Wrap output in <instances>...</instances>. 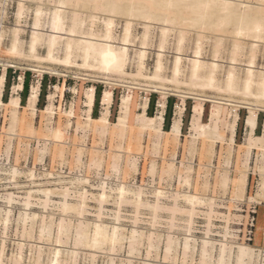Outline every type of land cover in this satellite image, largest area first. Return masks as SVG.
<instances>
[{"label": "rangeland", "instance_id": "rangeland-1", "mask_svg": "<svg viewBox=\"0 0 264 264\" xmlns=\"http://www.w3.org/2000/svg\"><path fill=\"white\" fill-rule=\"evenodd\" d=\"M62 1L64 4L59 5ZM62 1L0 0V77L4 76L0 84V264H51L56 250H60L59 264H200L203 261V264H218L220 242H230L221 264H237L238 245L251 249V258L242 264H264V142L248 152L245 147L248 130L244 123L249 108L254 107L257 115L254 135L264 136V98L259 96L257 85L251 87L249 94L243 92L252 45L254 68L264 73V33L258 42H253L246 33L237 36L235 21L247 16L246 20L260 17L264 22V13H259L264 11L259 8L264 3L232 0L236 15L216 29L220 15L196 20L185 3L171 4L146 19L142 1L122 0L123 4L120 0L117 3ZM243 4L256 11L242 13ZM58 6H62L59 10L63 29L69 31L76 24L77 36L81 32L89 35L90 31L103 36L105 23L110 19L112 42L121 44L124 29L129 25L123 73H107L93 58L85 59L82 48L76 45L65 51L64 39L52 47V60L47 58L49 49L44 37L30 49L33 25L37 23L43 33L48 32V22ZM140 48H145L146 54L141 76H136ZM195 51L203 62L198 72L200 78L208 75L210 63L218 65L211 88L203 87L201 80H191ZM175 54L180 57V73L173 78ZM157 60L163 66L160 77L150 78ZM229 72L234 76L232 91L225 88ZM256 75L259 74L255 73V78ZM19 84L22 89L18 91ZM32 88L38 91V96L34 109L30 110L27 102ZM90 88L95 94L92 118L100 117L105 111L101 104L103 92L112 93L109 123L116 122L121 100L129 97L127 116L123 126L116 128L117 132L108 126L110 130L105 128V132L111 135L100 133L102 127L87 120L85 96ZM11 96L19 98L18 107L8 104ZM206 98L231 104H213ZM146 100L148 117L163 114V131L181 117L178 141L157 136L154 130L141 126L139 119ZM162 103L164 109L160 108ZM197 105L202 109L198 133L190 127L193 107ZM46 106L50 111L41 113ZM235 114L232 144L229 130ZM211 126L217 127L218 135H202V138V131L210 130ZM56 133L59 138H55ZM41 150L44 151L40 153ZM242 177H245L243 193L239 190ZM119 187L123 188L122 196ZM64 189L69 192L67 202L71 205L78 204V195L86 193L82 216H76L73 210L61 212L63 193L60 191ZM47 190L51 191L48 200L44 195ZM136 191L141 193L142 205L136 204ZM101 192L106 193L99 204ZM185 195L195 196V203L191 205ZM156 202L163 208L154 212L148 206ZM174 205L176 211H172ZM59 222L65 225L60 230ZM97 223L105 226L107 236L117 227V241L111 244L100 240L93 246L90 242ZM77 231L84 235L75 248ZM150 233H153L151 238ZM167 237H172L168 251ZM185 237L189 239L186 250ZM206 239L212 242L206 246L207 255L203 259ZM38 246H41L39 260ZM73 247L78 252L74 257L70 254ZM88 252L95 255L93 261ZM70 259L75 262L71 263Z\"/></svg>", "mask_w": 264, "mask_h": 264}, {"label": "bare ground", "instance_id": "bare-ground-1", "mask_svg": "<svg viewBox=\"0 0 264 264\" xmlns=\"http://www.w3.org/2000/svg\"><path fill=\"white\" fill-rule=\"evenodd\" d=\"M62 1V0H61ZM99 1V0H98ZM116 1L117 3V0H114ZM119 1V0H118ZM121 3L123 2L122 0H120ZM128 1V0H127ZM135 1V0H134ZM137 2H144L143 4V8L144 10L146 11V13H144V17L146 19L148 18H152L151 16L154 15L156 12H160L159 9H162L164 7L166 8H169L171 7V4L173 6V4L176 3L179 4V3H185L187 4L185 7H188L190 9L191 14H193L196 18V20H204L205 18H208L212 17V15L216 14V15H220V21H219V24L217 25V28L216 29H219L221 28L223 25H225L226 23H228L230 20L228 19H231V17L233 15H236L235 13V10L237 9H233L232 5V0H136ZM135 1V2H136ZM236 1V0H235ZM249 1V0H248ZM257 1V0H256ZM261 3H264V0H259ZM112 2V1H111ZM110 2V3H111ZM126 1H124L125 3ZM129 2H131V0H129ZM133 2V1H132ZM134 2V3H135ZM121 3L118 2V5ZM243 3V2H242ZM250 3V2H249ZM64 4L63 1L62 2H59V5H62ZM123 4V3H122ZM130 4V3H129ZM137 4H140V3H137ZM235 4V3H234ZM119 5V6H120ZM99 5H96L94 4V7L95 8H99L98 7ZM111 6L112 8H115V3L112 2L111 3ZM132 6V5H131ZM136 6V5H135ZM141 6V4H140ZM59 7H62V6H58L57 9L52 13V16L50 17V20L48 22V27H49V31L46 32V33H43L40 29H39V25L37 23H35L33 26V30H32V36H31V40H30V49L32 50L33 47H34V44L36 43V41L42 37H44L46 39V42L48 43L47 44V47L49 49V52H48V59L52 60L53 59V56L50 55V52L52 53V47H54L55 45H57V43H59V41H62V39H64L67 44H65L67 46L66 50H69L71 48H73L74 45L77 46V48L80 47L82 48L81 50L83 51V55L85 57V59H89V58H93L94 60H96L98 62V65L101 69H103L104 71H106L107 73H123V68H124V65H125V62H126V52H127V47H128V39L130 37V32H129V25H127L124 29V34H123V38L121 40V44H114L112 41H113V37L111 36V30H112V26H113V21L112 20H108L106 23H105V33L103 36H98V35H93L91 34L92 32L90 31V34L89 35H84L82 34L81 32V36H77V32L75 30V25L76 24H73V26H71V28L69 29V31H65L63 29V20H62V15L60 13V10H59ZM104 7V6H103ZM129 7V6H128ZM240 7H242V13H245V10H251V9H254L247 6V5H240ZM240 7L238 8L240 10ZM260 9L264 8L263 6L259 7ZM101 9V8H100ZM130 9V8H129ZM158 10V11H157ZM154 11H156L154 13ZM163 11V10H162ZM252 11H256L255 9L252 10ZM199 12H202V13H199ZM241 12V10H240ZM167 13V12H166ZM170 13V12H168ZM167 13V14H168ZM257 13V12H256ZM255 13V14H256ZM259 13H264V11H260ZM141 14V13H140ZM159 14V13H158ZM171 14V13H170ZM190 14V13H189ZM240 14V13H239ZM161 15V14H160ZM169 15V14H168ZM173 15V13L171 14ZM176 15V14H175ZM181 15V14H180ZM184 15V14H183ZM188 15V14H187ZM215 15V16H216ZM178 16V15H176ZM191 16V15H190ZM238 16V15H237ZM257 16V15H256ZM261 16V14H260ZM130 17V16H129ZM186 17V16H185ZM210 17V18H211ZM176 18V17H175ZM179 18V17H178ZM178 18L176 20H178ZM216 18V17H215ZM188 19V18H187ZM217 19V18H216ZM222 19V20H221ZM246 19H247V16H246ZM244 18V16H240L239 18H236L235 21L237 22V26L236 27V35L239 36L241 34H243V36L246 34L249 35L250 38H252L253 42H258L259 40H261V34L264 33V22L262 21V18L258 17V19L254 18L253 20H246ZM150 20V19H149ZM156 20V19H155ZM213 20V19H212ZM76 21V20H75ZM72 22V23H75ZM168 21V18H165L164 19V22L167 23ZM217 21V20H216ZM145 22H148V20H146ZM77 23V22H76ZM128 23V22H127ZM174 23V21H173ZM185 24V23H183ZM77 27V26H76ZM164 27V26H163ZM145 38H146V34H144ZM143 36V38H144ZM237 46V45H236ZM239 47V46H238ZM236 48V47H235ZM252 50H251V55H250V60L248 61V65L245 67L246 68V74H245V79L243 81V92L246 94H249V91L251 89V87L257 85V87L259 88V96L264 98V73L262 72H256L255 68H254V45L251 46ZM47 49V50H48ZM54 50V49H53ZM195 56H193V58L191 59V63H192V66H191V77H192V81H195V80H201L203 82L202 86L203 87H207V88H211L214 86V71L217 69V64L216 62L214 63H210V72L208 73V75L206 77H203V78H200L199 75H198V72H199V69L202 67L203 65V62L200 60V56H199V52L198 51H195ZM234 52V51H233ZM145 54H146V49L145 48H140L139 52H138V68H139V72L137 73L136 76H141V69H143V66H144V60H145ZM161 55V54H158V56ZM234 55V53H233ZM232 55V56H233ZM236 55V54H235ZM234 55V56H235ZM233 56V57H234ZM36 58V57H35ZM235 59V58H234ZM233 59V60H234ZM67 58H65V62ZM91 60V59H90ZM232 60V61H233ZM64 61V60H63ZM86 61V60H85ZM179 61H180V57H179V54H175V58H174V65H173V78H175L176 76L179 75L180 73V70H179ZM208 64V63H207ZM163 69V66H162V63L160 62V60H157L156 62V65L154 67V74L152 77L150 78H159L160 77V73ZM231 72V71H230ZM228 73L229 76L228 78L226 79V87L227 88V91H232L234 88H233V81H234V76H233V71L232 73ZM255 73H258L259 75L257 76V78H255ZM3 75V74H2ZM4 77V76H3ZM3 77H0V84L2 86L3 84V80L4 78ZM106 79V78H105ZM195 79V80H193ZM191 81V82H192ZM21 83V82H20ZM193 83V82H192ZM201 86V85H200ZM242 87V86H241ZM18 88V91L22 89V86L19 84L17 86ZM16 89V87H15ZM88 93H87V101H86V107H87V120L89 122H91L92 124H98L102 127L99 128L101 129L100 133H106L105 130L106 129H109L107 128L108 126H110L111 128H119L121 126H123L124 124V119L126 118L125 116V113L127 112V109L129 108L128 107V102H129V97L127 96L126 98L124 97L122 100H121V113L120 115L118 116L117 120L115 123H109V121L107 120L108 116L109 115V108L111 106V103H112V93L109 91H106L103 92L102 94V99H101V104L104 106V113H102V115L98 118H92L90 117V113L92 111V107H93V104H94V89L93 88H90L88 89ZM38 91L35 89V88H32V92L28 98V102H27V108L30 110L34 109V105H36V101H37V93ZM242 92V94H243ZM253 95V94H252ZM1 96V95H0ZM52 96V95H51ZM12 97V96H11ZM50 97V96H49ZM51 98V97H50ZM49 98V99H50ZM203 98V97H202ZM48 99V100H49ZM164 99V98H163ZM201 99V98H199ZM165 100V99H164ZM205 99H201L200 101H202ZM50 101V100H49ZM206 101L210 102V103H213V104H218V105H227L229 104L228 101L226 100H222V99H207L206 98ZM161 102V101H160ZM1 103V102H0ZM3 104V103H2ZM11 107H18L19 106V98L17 96H13L9 103H8ZM231 104V103H230ZM6 106V105H5ZM9 106V107H10ZM50 106V105H49ZM183 107V105H181ZM47 108L43 109L41 111V113L45 112V113H48L50 111V109L48 108V106H46ZM181 107V108H182ZM250 107V106H249ZM160 108L161 109H164L165 108V105L162 103L160 105ZM245 108V107H244ZM14 109V108H13ZM49 109V110H48ZM146 109H147V100L145 101V103L143 104V107H142V112L140 114V121L141 122V126L144 128V129H152L155 131V133L157 134V136H160V135H165L167 137H171L174 141H178V138L180 137V130H181V117H177L176 119H174L172 121V124L170 125L169 129L167 131H163L162 130V124H163V114H158L154 117H148L146 115ZM246 109V108H245ZM257 109V108H256ZM183 110V108H182ZM181 110V111H182ZM48 111V112H47ZM258 112V111H257ZM183 113V112H182ZM201 113H202V109H201V105L200 106H194L193 107V116H192V119H191V124H190V127H191V130L192 131H198L199 129H201L199 126H198V122L201 118ZM50 114V113H49ZM180 115V113H178ZM216 114H214L213 116H215ZM125 116V118H124ZM212 116V115H211ZM212 116V117H213ZM217 116V115H216ZM215 118V117H214ZM217 118V117H216ZM109 119V118H108ZM213 119V118H212ZM137 120V118H136ZM137 121V122H138ZM236 121H237V114L234 115V120L233 122L230 124V142L233 141V138H234V133H235V125H236ZM136 122V123H137ZM215 122V121H214ZM211 123V122H210ZM245 127L246 129L248 130V138H247V141H246V149L247 151L249 152L250 150H252L254 147L257 146V144H263L264 142V136L263 137H259V136H255L254 135V131L256 129V126H257V115L255 113V108L252 107V108H249V112L246 116V119H245ZM126 124V122H125ZM216 124V123H214ZM94 126V125H93ZM96 127V126H95ZM204 127V126H203ZM202 127V128H203ZM207 127V126H206ZM212 128L210 130H207L208 131H202L201 133V137L202 135H206V136H215L217 134V127L216 126H211ZM229 127V126H228ZM98 128V127H97ZM106 128V129H105ZM113 129H112V132H113ZM95 130V129H94ZM110 130V129H109ZM118 129L114 130V132L116 131L117 132ZM124 129L120 130V131H123ZM98 132V131H97ZM108 132V131H107ZM96 133V132H95ZM100 133H97V134H100ZM110 135H111V132H109ZM109 133H106V135H108ZM194 133V132H193ZM198 133V132H196ZM200 133V132H199ZM115 134V133H114ZM102 135V134H100ZM119 135V133H118ZM193 135V134H192ZM198 135V134H197ZM218 135V134H217ZM216 135V136H217ZM55 138H59V135L56 133V135H54ZM104 136V135H102ZM191 136V135H190ZM220 136H218V139H219ZM203 138V137H202ZM220 140H221V137H220ZM233 144V142H232ZM39 149V148H38ZM44 149V146L43 148ZM45 150V149H44ZM43 150V151H44ZM42 150L40 151V153L43 152ZM113 166V165H112ZM122 186V185H121ZM244 186H245V177H242L240 179V192L243 193L244 191ZM141 187V186H138V188ZM121 189H118L120 191V194L121 196L123 195V188L122 187H119ZM137 188V187H136ZM137 188V189H138ZM143 188H141V191H142ZM61 190V189H60ZM134 190V189H133ZM104 191V189H103ZM45 192V191H44ZM51 191L47 190L44 195L46 197V199L48 200V196L50 195ZM56 191H54L55 193ZM62 192V197H63V202L61 203V212H68L67 210H73L76 212V216L77 214L80 216H82V214L85 212V200H86V197H85V192H83L84 194H80L78 195L79 196V203L76 204V205H71V203L69 204L67 202V198H68V193L67 190L64 189V191H60ZM127 192V191H125ZM134 192V191H133ZM137 192V191H136ZM135 192V193H136ZM59 193V192H58ZM102 193V192H101ZM106 193V192H104ZM102 193L100 195H98L99 197V204H101L103 202V200L105 199V194ZM71 194V193H70ZM140 191L137 192L136 196V199H137V202L136 204L138 205H142L141 204V201H140ZM142 194H143V191H142ZM160 192H156V195H159ZM177 194V193H175ZM174 194V195H175ZM179 194V193H178ZM43 195V196H44ZM92 195V194H91ZM135 195V194H134ZM162 195V194H160ZM180 195V194H179ZM72 196V195H71ZM88 196V195H87ZM93 196V195H92ZM120 196V198H121ZM186 197H188V202L193 205L195 203V196H187L185 195ZM61 197V196H60ZM61 197V199H62ZM158 197V196H157ZM161 197V196H159ZM176 197V196H175ZM72 197H70L71 199ZM77 198V196H76ZM123 198V197H122ZM121 198V199H122ZM156 198V197H155ZM69 199V200H70ZM157 199V198H156ZM29 200V199H28ZM74 200V199H72ZM135 200V199H134ZM177 200V199H176ZM62 201V200H61ZM75 201V200H74ZM136 201V200H135ZM157 201V200H156ZM48 202V201H47ZM46 202V203H47ZM159 202V201H158ZM156 202L154 203L153 206H148L150 207L151 209L154 210V212L157 210H160L162 209L161 206L159 205V203ZM175 202V201H174ZM45 203V204H46ZM77 203V201H76ZM175 204V203H174ZM26 206L29 205V201L25 203ZM101 208V207H100ZM99 208V210H100ZM167 210V208H166ZM170 210V209H169ZM177 208L176 206L174 205V207L172 208V211H176ZM194 210V209H193ZM192 210V211H193ZM179 211V210H178ZM190 211V210H189ZM191 211V213H192ZM65 212V213H66ZM64 213V214H65ZM189 213V214H191ZM35 218V216H33ZM78 218V217H77ZM99 218V217H98ZM117 218V217H116ZM27 219V218H26ZM82 219V218H80ZM79 219V220H80ZM61 220V219H60ZM64 221V220H63ZM62 221V222H63ZM45 222V221H44ZM62 222H59L58 226H59V230L62 229V227L64 228V226H62ZM62 223V224H61ZM82 224V222H80ZM81 224H78L79 226ZM95 225V231H94V234H93V239H92V245L95 246L97 245L98 243H100V240L102 241H105V240H108L111 244L112 243H115L117 241V236H118V229L117 227H114L112 229V233L110 236H107L105 230H104V227L103 225H101L100 223H97V224H94ZM190 225V224H188ZM42 222H41V228L42 227ZM44 226H45V223H44ZM78 226V227H79ZM82 226V225H81ZM57 230H58V227H57ZM81 231V229H79ZM189 231V230H188ZM208 231V230H207ZM78 232V231H77ZM209 232V231H208ZM60 233V231L58 232ZM133 233H135V231H133ZM78 236L77 237V240H76V243L73 245L75 248L76 246L79 244V242H82V237H83V233L82 232H78L76 233ZM151 234L153 233H150V238H151ZM60 235V234H59ZM58 235V236H59ZM189 235V234H188ZM153 236V235H152ZM208 236V234H207ZM187 237V236H186ZM185 237V238H186ZM172 237H167V240H166V251L169 250L170 248V245L172 243ZM189 238V237H188ZM58 239V238H57ZM91 240V239H90ZM149 240V239H148ZM188 240L189 239H185V243H184V249L186 250L188 248ZM58 243L60 241V239L56 240ZM151 241V239L149 240ZM149 241H148V244H149ZM75 242V241H74ZM88 242V241H87ZM212 242V241H211ZM210 240L206 239V240H203V247H202V258H206V255H207V250H206V246H208L209 244H211ZM151 243V242H150ZM230 243V242H229ZM228 243V244H229ZM88 244V243H87ZM226 242H220V257H219V262L218 264H221L222 263V259H223V254L226 252L227 250V245H228ZM80 245V244H79ZM229 246V245H228ZM39 247V246H38ZM73 247V249L68 250L70 251V254L73 255L72 257L74 256H77L76 254L78 253L77 250ZM89 247V246H88ZM237 256H236V262L237 264H242V262L245 260V259H250L251 258V249L249 248V246L247 245H238L237 247ZM39 249V252H37L38 256L36 257L38 260L40 258V249H41V246L39 248H37V250ZM42 251V250H41ZM91 251V250H90ZM59 253H60V250H56V252H54V260L51 262V264H59L58 262V257H59ZM88 253H91V252H88ZM185 253V252H184ZM69 254V252H68ZM69 254V256H71ZM1 256V254H0ZM91 256V260L92 258L95 256L94 254H90ZM95 258V257H94ZM166 258V257H165ZM71 259H74V258H71ZM70 259V260H71ZM76 260V259H74ZM93 261V260H92ZM37 262V260H36ZM72 262H75V261H72L71 260V263ZM204 262V261H203ZM200 263V264H203ZM130 263V262H129ZM75 264V263H74Z\"/></svg>", "mask_w": 264, "mask_h": 264}, {"label": "trees", "instance_id": "trees-1", "mask_svg": "<svg viewBox=\"0 0 264 264\" xmlns=\"http://www.w3.org/2000/svg\"><path fill=\"white\" fill-rule=\"evenodd\" d=\"M23 89L25 90V85H23ZM166 119H167V111H166V113L164 115V124H165ZM163 129L165 130V127Z\"/></svg>", "mask_w": 264, "mask_h": 264}]
</instances>
